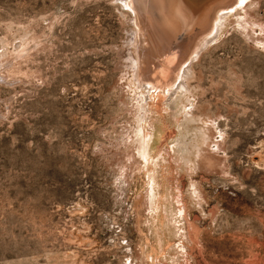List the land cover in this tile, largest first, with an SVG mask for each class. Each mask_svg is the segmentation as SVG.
<instances>
[{"label":"rangeland","instance_id":"1","mask_svg":"<svg viewBox=\"0 0 264 264\" xmlns=\"http://www.w3.org/2000/svg\"><path fill=\"white\" fill-rule=\"evenodd\" d=\"M124 1L0 0V264H264V0Z\"/></svg>","mask_w":264,"mask_h":264},{"label":"bare ground","instance_id":"2","mask_svg":"<svg viewBox=\"0 0 264 264\" xmlns=\"http://www.w3.org/2000/svg\"><path fill=\"white\" fill-rule=\"evenodd\" d=\"M123 2H125L124 0H121ZM149 1H151V5L149 4ZM193 1H197V0H193ZM222 1V0H221ZM239 0H229L228 3H227V6L224 8V10H221V8H219L218 10L215 11V13L212 14V19L214 20L213 22H208L209 24H207L206 28L207 30L205 32H202L201 35H204L205 37L204 38H207L208 40V36L211 35L212 32L215 31L216 29V25L215 23L218 21L217 18H218V15H220L221 12H227V11H230V8L233 7V6H230V5H237ZM126 2H128V5L130 7V9L134 12H136V19L139 21V13H140V8L138 6V4H136L134 2V0H126ZM148 5L149 6H152L154 11H155V19H156V23L158 25H161L162 29L161 31L163 32L164 36L167 38V39H171L174 38V35L176 34L177 31H179V25H180V21H181V18L179 17V15L175 14L174 16H171L168 11H166V8L165 6H163L162 4L160 5V3L157 1V0H148ZM165 10V11H164ZM181 13V12H180ZM205 13V12H204ZM203 13V14H204ZM182 15V14H181ZM162 16V17H161ZM204 16V15H203ZM206 17V16H205ZM184 18V17H183ZM136 20V21H137ZM186 20V18H185ZM202 19H200L199 21H201ZM200 23V22H199ZM204 23V22H203ZM190 24V23H189ZM199 25V24H198ZM142 26V25H140ZM183 26V24H182ZM144 29V28H143ZM182 29V28H181ZM209 33V35H207ZM178 34V33H177ZM202 38H197L196 40L192 41L191 44H190V47L184 51L183 54H181L180 58H179V61L177 62L176 64V67L179 66L183 61L185 60H189L188 57H195L196 53L198 52V50L201 48V44H202ZM151 41V40H150ZM150 43V42H149ZM152 46H154L152 43H151ZM157 49L152 51V52H149V58L147 59L148 60V67L150 69V73L153 74L154 76H157V73L158 70L156 69V67L158 66V62L155 61V57L154 55H156L157 53ZM153 64V66H152ZM152 66V67H151ZM149 75V74H148ZM147 76V74H146ZM152 76V75H151ZM173 77V76H172ZM174 77H177L178 76H174ZM155 80V78L158 79V77H153ZM152 79V78H151ZM149 80L148 79H145L144 81L142 82H139L140 85H143L144 83L146 82H150V84H153L155 81L153 80ZM173 80V79H172ZM180 80V79H179ZM159 82V81H158ZM156 83V82H155ZM155 85V84H154ZM156 86V85H155ZM151 88V86H150ZM177 88V87H176ZM147 148H148V145H146V139L144 138L143 141H142V144H141V150L143 151L144 154H146L147 152ZM169 237H171V235H169Z\"/></svg>","mask_w":264,"mask_h":264},{"label":"water","instance_id":"3","mask_svg":"<svg viewBox=\"0 0 264 264\" xmlns=\"http://www.w3.org/2000/svg\"><path fill=\"white\" fill-rule=\"evenodd\" d=\"M186 1L190 8L198 13V17L202 16V12L204 11L205 8L209 7L211 4L216 3L221 0H197V1H192V0H184ZM143 4L146 5V0H142ZM185 2V3H186ZM149 4L151 5V1H149ZM149 21L147 26L145 25L146 21ZM139 22L141 25L143 24L142 28L144 27V36L150 38L155 46H159V42L161 41L162 43L163 40L158 34V30L152 25V22L150 21L149 16H145L142 13H139ZM194 27V26H193ZM195 28V27H194ZM142 30V32H143ZM194 30V29H193ZM190 30V26H185L184 30H181L178 32L175 42L172 43L174 47L179 49V53L186 51L189 47L191 42L193 41L194 37L192 36L195 31ZM192 31V33H191ZM155 36V37H154ZM157 40V41H156ZM160 40V41H159ZM182 42H184V46H182Z\"/></svg>","mask_w":264,"mask_h":264}]
</instances>
